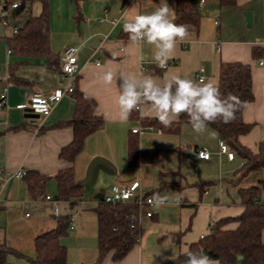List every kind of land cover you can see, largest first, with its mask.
Wrapping results in <instances>:
<instances>
[{
    "label": "crops",
    "instance_id": "1",
    "mask_svg": "<svg viewBox=\"0 0 264 264\" xmlns=\"http://www.w3.org/2000/svg\"><path fill=\"white\" fill-rule=\"evenodd\" d=\"M167 3L174 17L175 0ZM29 5L35 16L44 9L42 0H31ZM160 5L161 0H49L51 47L60 57L59 67L47 66L43 57L17 55L7 39L14 33L13 26L0 23V95L8 87L6 106L0 108V170L24 167L53 176L45 193L37 197L32 196L25 178L8 182L0 178V244L34 256L36 237L55 228L60 214H67L70 226L61 241L68 249V264H98L99 196L115 184L138 181L141 193L152 199L165 197V203L141 206L138 221L142 231L137 243L124 259L114 261L110 252L99 264H162L206 235L213 222L239 215L243 209L239 188L259 186L264 200V170L248 173L237 185L231 183L243 160L219 152L221 140L209 125L199 135L190 123L182 125L178 133H168L144 126L139 111L121 123L117 103L121 75L144 74L163 83L166 75L197 80L201 73L205 82L216 83L221 62L240 61L250 66L254 98L243 108L242 118L250 129L239 140L256 151L264 139V0H234L230 4L205 0L202 6L197 5L198 32L188 31L165 68L153 61V46L133 44L124 31L128 20L150 14ZM246 10L252 12L250 25L243 14ZM24 21L19 20L20 24ZM71 46L79 48L77 87L95 98L96 114L104 118V126L86 138L74 163L60 157L62 148L74 139V129L66 123L74 116L73 95H65L48 116H37L23 107L35 90L49 93L67 85L61 57ZM109 72L114 77L110 84L104 79ZM136 126L139 132L131 133ZM131 138H137L140 150L157 149V159L129 166ZM199 148H206L210 157L200 158ZM71 165L77 182L84 186L83 197L76 203L58 198L54 177ZM202 180L215 183L201 193L194 183ZM163 183L182 187L160 188ZM46 195L58 201V214ZM148 209L152 210L150 217L145 215ZM199 223L203 228L192 237L188 231ZM20 260L30 264L27 258L8 257L9 264H20Z\"/></svg>",
    "mask_w": 264,
    "mask_h": 264
},
{
    "label": "trees",
    "instance_id": "2",
    "mask_svg": "<svg viewBox=\"0 0 264 264\" xmlns=\"http://www.w3.org/2000/svg\"><path fill=\"white\" fill-rule=\"evenodd\" d=\"M13 2L16 0H7ZM21 0V5L14 11V21L18 32L8 36L12 50L20 56L46 58V65L60 66V57L51 47L50 6L49 0H42L43 11L40 15H33L29 2ZM222 4L233 3L234 0H220ZM25 21L20 24L19 20ZM174 23L187 25L188 31L198 32L200 13L195 0H175ZM256 49L253 54L255 55ZM194 82L199 83L197 80ZM220 92L239 98L242 102L235 114V119L228 124L222 121L210 123L218 134L221 142L235 152L243 160V165L236 172L235 178L230 180L237 185L248 173L264 170V139L257 144L253 151L243 145L239 136L248 132L250 125L242 118L244 106L254 98L252 92L251 69L248 64L240 61L221 62L217 81ZM75 99V112L71 120L67 121L74 129V139L64 146L60 157L65 161L74 163L78 154L83 150L86 138L104 126V118L96 114L97 101L95 98L77 87L73 92ZM137 114L134 110L130 117ZM144 126L157 128L168 133H178L181 126L189 124L187 115H181L170 127L163 126L156 119L141 118ZM132 133V132H131ZM157 149L140 150L137 138L128 141V165L138 166L141 162H153L157 159ZM53 176L42 174L35 170L27 172L25 179L28 182L33 197L45 193L47 183ZM58 181V198L76 203L82 199L84 186L77 182L74 165L65 167L54 176ZM214 180H202L194 183L202 193ZM163 187L181 189L179 184H161ZM259 186L239 188L242 212L237 216L221 218L210 225L209 232L197 241L189 244L187 250L201 251L208 255L213 264H264V200L260 194ZM99 218V260L101 263L108 253L113 252V260L124 259L127 253L137 243L142 228L138 221L140 206L135 202L111 204L104 199L96 208ZM70 215L60 214L57 217V226L45 231L35 239L36 254L28 256L7 244H0V264H7L10 255L27 258L30 264H68V249L61 241L68 233ZM234 222L236 226L229 228L228 224ZM186 251H181L177 257L162 264H184ZM241 256V258H239Z\"/></svg>",
    "mask_w": 264,
    "mask_h": 264
},
{
    "label": "clouds",
    "instance_id": "3",
    "mask_svg": "<svg viewBox=\"0 0 264 264\" xmlns=\"http://www.w3.org/2000/svg\"><path fill=\"white\" fill-rule=\"evenodd\" d=\"M124 31L133 44L153 46L152 59L160 68L167 66L178 42H183L189 34L187 25L174 23L167 0H161L154 12L138 14L128 20ZM104 79L112 83L113 74L109 72ZM119 79L117 103L121 123H126L134 110L139 111L142 118L156 119L165 127H170L183 114L199 135L207 131L210 123H231L242 103L234 95L224 96L211 81L197 83L179 74L166 75L163 83L144 74L121 75ZM144 105L148 107H142ZM165 200V197H153L158 206ZM185 256L184 264H212L210 257L201 251L186 250Z\"/></svg>",
    "mask_w": 264,
    "mask_h": 264
},
{
    "label": "built area",
    "instance_id": "4",
    "mask_svg": "<svg viewBox=\"0 0 264 264\" xmlns=\"http://www.w3.org/2000/svg\"><path fill=\"white\" fill-rule=\"evenodd\" d=\"M205 3V0H198L197 5L200 7ZM21 5V0L13 2L4 1L0 3V23L5 26H13L14 33L18 32V26H14L11 23L14 21V11ZM78 47H68L63 52L61 57L63 80H69L66 86L56 88L55 90L46 93L42 90H35L30 95L28 101L23 105L24 109L38 113L39 115L48 116L51 114L54 106L60 102L65 95L73 94L76 88V81L80 72V64L78 58ZM262 64L263 62L260 61ZM197 81L205 82L204 74H197ZM8 97V87H5L0 95V108L3 109L6 106ZM132 133H138L139 127L131 128ZM219 152L226 154L229 159H233L235 153L230 150L226 143L221 142L219 145ZM197 154L200 158L208 159L210 152L206 148L197 149ZM27 170L24 167L17 168L16 170H0V178L4 182H8L12 179H22L27 175ZM47 200H51L55 204V212L59 213L57 206L58 201L51 195H46ZM104 200L107 203L118 204L128 203L135 201L140 207L144 205H152L153 199L151 196L144 195L139 190V182L134 181L128 185L115 184L110 190L105 192ZM29 215V214H28ZM147 217L152 215V210L148 209L145 212ZM139 217V214H138Z\"/></svg>",
    "mask_w": 264,
    "mask_h": 264
},
{
    "label": "rangeland",
    "instance_id": "5",
    "mask_svg": "<svg viewBox=\"0 0 264 264\" xmlns=\"http://www.w3.org/2000/svg\"><path fill=\"white\" fill-rule=\"evenodd\" d=\"M1 26V25H0ZM9 31L11 32V29H9ZM13 32V31H12ZM236 226V223H234V222H231V223H229L228 224V227L229 228H233V227H235ZM201 227L203 228V226H201V224L199 223V225H197V224H195L193 227H191V229H190V231H188L189 233H190V235L192 236V237H194V236H198L199 235V233H200V229H201ZM21 261V263L20 264H28V262L26 261V260H20ZM214 262L212 261V264H213ZM7 264H9V261H8V263Z\"/></svg>",
    "mask_w": 264,
    "mask_h": 264
},
{
    "label": "water",
    "instance_id": "6",
    "mask_svg": "<svg viewBox=\"0 0 264 264\" xmlns=\"http://www.w3.org/2000/svg\"><path fill=\"white\" fill-rule=\"evenodd\" d=\"M243 14H244V16H245L246 19H247V23H248V25H250L251 22H252V12H251L250 10H246V11L243 12ZM35 115L39 116V114H35ZM99 197H100L102 200L104 199V195H100ZM239 258H241V256H239Z\"/></svg>",
    "mask_w": 264,
    "mask_h": 264
}]
</instances>
